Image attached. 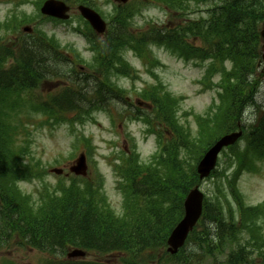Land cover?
Segmentation results:
<instances>
[{
    "label": "trees",
    "instance_id": "trees-1",
    "mask_svg": "<svg viewBox=\"0 0 264 264\" xmlns=\"http://www.w3.org/2000/svg\"><path fill=\"white\" fill-rule=\"evenodd\" d=\"M158 1L168 7H175V0ZM212 1L215 2L216 7L206 19L194 21L184 28L175 30L152 26L144 32H136L131 27L142 6V2H133L118 8L116 16H113V24L119 25L117 29L100 44L93 41V45L98 49L96 55L98 62L93 70L107 76L123 72L127 67L123 57L127 48H134L143 54L149 39L165 45L185 59L212 58L207 77L221 70L223 74L221 102L208 118L199 119L200 130L193 136V133L178 120V104L175 97L170 93L164 95L159 92L155 96H150L159 107V117L165 120L175 133V137L168 146V153L162 163L140 165L137 155H134L128 166L124 167L126 171L131 172L133 167L138 166V169L140 167L146 173L141 184L133 187L136 201L134 205L127 206L126 216L116 217L106 205L104 198L95 194L92 184L86 183L81 186L73 182L64 192V197L57 198L50 195L46 206H42L39 212L31 208L27 212L20 210L21 219L24 221L22 229L24 228L25 233H28L27 242L30 245L42 250L63 253L70 247L76 246L101 253L121 252L126 254L123 264H152L162 256L160 253L164 248V242L182 215L184 196L197 182L195 162L215 138L237 128L244 109L249 105L257 107L258 117L245 130V145L237 144L230 147V163L233 164L235 161L240 172L244 164L249 163L250 167H254L256 160L264 158V110L256 102V94L262 81L258 74V62L262 44L261 29L264 25V0ZM186 36L203 40L204 46L197 47L186 42ZM16 46L17 49L0 45L1 69L7 74L17 71L22 74L7 79L0 85V186L2 187L5 183H2L1 178H30L34 175L30 166H24L20 171L15 166L16 126L13 124V119L17 116L14 113L16 107L25 99L21 95L22 92L38 85L48 71L51 75L59 72L56 74L58 78H64L66 75L65 71L48 69L55 68L53 66L56 63L26 70L24 62L27 58H35L38 53L47 55L53 60L68 59L69 55L63 50L72 51L70 45L62 48L55 37L50 38L42 31L36 37L35 35H31L29 39L22 37ZM4 52L7 56L15 57L16 62L10 68H5ZM226 60L231 61V70L223 66ZM58 63L61 65L60 68L71 65L68 62ZM68 94V90H63L58 94V98L51 97L54 98L52 101L57 107L50 103L47 104L51 107H44L43 104H40V107L49 118L57 121L66 120L69 114L61 106L60 101L64 100L68 103V100H72L67 96ZM80 95L83 96L82 93ZM81 98H78L79 102ZM84 99L93 103L102 101L104 97L97 93ZM71 109L77 111L75 118L81 121H85L91 113L81 105L73 104ZM12 187L13 185H9L7 189ZM5 205L6 212L16 210L12 203H8L7 198ZM230 219L232 222L227 229L230 221L225 219L223 203L219 198L215 202L207 199L204 218L200 224V229L204 231L195 232V240L209 247V239L206 235L210 234L209 226L215 223V229L226 242L225 247L227 244H232L236 235L233 210L230 212ZM153 225H160L159 234L150 228ZM115 239L119 243H113ZM212 247L215 249L214 246ZM260 255L261 264H264V256L262 253ZM248 257L235 256L234 249L228 256L230 264H259L255 258L254 261H250ZM57 261H51L49 264H102Z\"/></svg>",
    "mask_w": 264,
    "mask_h": 264
},
{
    "label": "rangeland",
    "instance_id": "rangeland-1",
    "mask_svg": "<svg viewBox=\"0 0 264 264\" xmlns=\"http://www.w3.org/2000/svg\"><path fill=\"white\" fill-rule=\"evenodd\" d=\"M18 0H0V17L3 18L12 10L20 11L25 9L28 13H34V6L31 4L25 5L22 8H16L15 3ZM103 1V0H101ZM148 20H154L156 22L167 21V14L159 7V5H151L144 10V16L138 17L137 23L139 25L145 24ZM75 20L74 22H76ZM43 26L47 30L54 31L63 43H74L79 48L85 49L88 44L87 40L79 33H75L72 29L71 23L54 25L51 22L43 23ZM156 55L164 63L162 67H155V71L160 75L163 81L168 85L169 89L177 95H184L186 100L183 102L182 107L184 111L193 110L195 112H204L210 105L216 92L213 90H203L202 84L199 82L203 75L204 67L197 65L194 62H185L178 59L171 53L163 48H155ZM86 57H90V53H85ZM129 57V55H128ZM133 59L135 65L142 69L143 65L137 59ZM141 80L136 81L134 86L141 87L146 83H151L152 78L145 69L140 70ZM122 83L125 87H133V82L130 79L123 78ZM53 85V84H52ZM59 87V82L53 85L54 91ZM50 88V84H49ZM258 101L264 105V84L262 90L258 95ZM187 120L194 124V118L188 116ZM145 125L142 122L130 123L129 128L123 129L120 126L113 128L112 123L108 116L105 114L99 115L98 123H88L83 128L87 135L93 138L95 145L97 146L96 159L99 161L101 171L106 175V190L110 196V200L116 209H120L122 205V196L116 189V179L113 175L112 169L103 154L108 155L116 148L112 142L117 144V147H122L123 142L118 140V136L122 135V132L131 131L139 143V150L142 157L147 159L155 152L157 147L156 137L154 135H146ZM67 127L62 126L54 129L52 132L46 130H37L34 133L33 149L34 154L38 159H41L47 164L49 171L53 167H64L65 173L68 170L69 165L76 159V156L70 157L73 153L74 146L72 144L73 135ZM63 158H67L63 160ZM69 159V160H68ZM59 164H56L58 163ZM49 164V165H48ZM50 171L47 177L48 182L55 183L58 180L57 175ZM207 183V184H206ZM206 189L209 186V182H206ZM204 184V187H205ZM212 184V183H211ZM240 185L245 198L250 204H257L264 201V164L259 172L245 173L241 180ZM23 189L29 193L36 194L41 183L34 181L30 183H23ZM203 187V189H204ZM44 252H40L36 249L22 250H9L0 251V264L5 259H11L13 261L18 260L21 264H41L46 257ZM93 256L89 259H96Z\"/></svg>",
    "mask_w": 264,
    "mask_h": 264
},
{
    "label": "bare ground",
    "instance_id": "bare-ground-1",
    "mask_svg": "<svg viewBox=\"0 0 264 264\" xmlns=\"http://www.w3.org/2000/svg\"><path fill=\"white\" fill-rule=\"evenodd\" d=\"M53 59L48 57L44 54H39L35 58H27L24 62L25 69L29 70L31 68H35L38 66L43 65H51L53 63ZM39 64V65H38ZM0 65H1V59H0ZM28 72V71H27ZM22 76L20 72H15L11 74H7L3 71L0 67V85L3 83V81L7 79H11L14 77ZM262 88L260 89L261 92ZM73 101H69L68 104H72ZM216 215V214H215ZM3 221L2 216L0 215V222ZM151 229L155 230L157 234H159L160 225H153L150 226ZM113 243L117 244L119 243L118 240H113ZM209 247L204 243H195L191 242L186 245H179L176 248H172L168 243L167 240L164 242V248L166 249L167 253L170 254L173 258L177 259L182 264H194L199 261H201L203 258L208 256H215L217 253H222L225 249V241L222 239L221 235L217 232V230H214V234L212 239H210ZM214 246L215 249H212ZM99 263L104 264V262L99 261Z\"/></svg>",
    "mask_w": 264,
    "mask_h": 264
},
{
    "label": "water",
    "instance_id": "water-1",
    "mask_svg": "<svg viewBox=\"0 0 264 264\" xmlns=\"http://www.w3.org/2000/svg\"><path fill=\"white\" fill-rule=\"evenodd\" d=\"M53 5H55L54 2H48L45 7L44 10H46V12L52 13L53 11ZM237 134H232V135H228L226 137H224L221 141H219L211 150L210 152L207 154V156L205 157V159L202 161L201 165H200V172L204 175L207 174L208 171L210 170V168L213 166L214 162H215V158L216 155L219 151V149L223 146V145H227L229 143L234 142V140L237 138ZM187 206H188V213L186 218L184 219V221L179 225V227L176 229V231L174 232L173 236H172V242L173 243H177L180 240H182L186 234V232L188 231L189 227L195 222L197 216H198V207L199 204L195 203L193 200H189L187 202Z\"/></svg>",
    "mask_w": 264,
    "mask_h": 264
}]
</instances>
